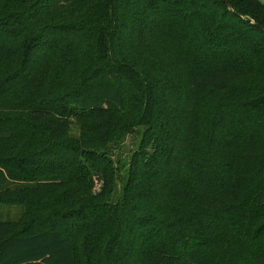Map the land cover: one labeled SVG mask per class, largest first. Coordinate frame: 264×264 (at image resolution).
Listing matches in <instances>:
<instances>
[{
    "label": "trees",
    "instance_id": "1",
    "mask_svg": "<svg viewBox=\"0 0 264 264\" xmlns=\"http://www.w3.org/2000/svg\"><path fill=\"white\" fill-rule=\"evenodd\" d=\"M0 204V264H264V3L0 0Z\"/></svg>",
    "mask_w": 264,
    "mask_h": 264
},
{
    "label": "rangeland",
    "instance_id": "2",
    "mask_svg": "<svg viewBox=\"0 0 264 264\" xmlns=\"http://www.w3.org/2000/svg\"><path fill=\"white\" fill-rule=\"evenodd\" d=\"M261 3H264V0H259ZM142 126L136 127L132 132L128 133L123 139L120 147L114 149L112 152V158L115 160L116 165L118 166L119 171V180L118 184H121V180L125 174V170L128 167L130 156L133 151L137 149L141 134ZM74 130V129H73ZM99 187V181H94V189ZM21 213V206L18 205H2L0 204V220L3 219H17Z\"/></svg>",
    "mask_w": 264,
    "mask_h": 264
}]
</instances>
